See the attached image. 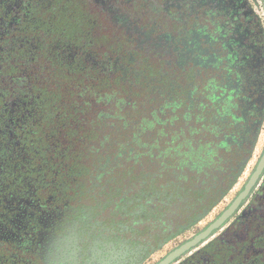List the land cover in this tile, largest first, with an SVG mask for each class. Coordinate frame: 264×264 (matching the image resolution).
Wrapping results in <instances>:
<instances>
[{
    "label": "flooded vegetation",
    "instance_id": "obj_1",
    "mask_svg": "<svg viewBox=\"0 0 264 264\" xmlns=\"http://www.w3.org/2000/svg\"><path fill=\"white\" fill-rule=\"evenodd\" d=\"M263 137L264 0H0V264H158L245 191ZM171 264H264V167Z\"/></svg>",
    "mask_w": 264,
    "mask_h": 264
},
{
    "label": "rangeland",
    "instance_id": "obj_2",
    "mask_svg": "<svg viewBox=\"0 0 264 264\" xmlns=\"http://www.w3.org/2000/svg\"><path fill=\"white\" fill-rule=\"evenodd\" d=\"M112 34V33H111ZM113 37L108 38L107 35L104 34V40L110 41ZM117 57V56H113ZM112 58L109 56V59ZM138 78L130 77V84L129 89L131 93V97L133 98H140L143 91V83ZM137 80V81H136ZM134 81V82H133ZM153 106L151 104H144L137 108V110L127 111L125 115H123V120L125 125H129L131 128L129 129L128 133L125 131V142H127V146H130V149L137 148L139 155H143L144 153L155 154L156 153V146L160 147V143L156 142V138L153 137V129H154V121L153 125L150 127L146 121H143L142 118H147L152 111ZM119 115H113L109 122V129L104 133L103 139H114L118 136V125L121 124L122 121L119 120ZM160 127L156 126L155 130ZM107 137V138H106ZM108 142V141H106ZM264 147V137L258 147V152L256 159H259L260 153L262 152ZM129 149H125V152H128ZM162 160V154H160ZM244 179V178H243ZM242 183V182H241ZM234 192L228 197V199H232ZM227 203V201H226Z\"/></svg>",
    "mask_w": 264,
    "mask_h": 264
},
{
    "label": "water",
    "instance_id": "obj_3",
    "mask_svg": "<svg viewBox=\"0 0 264 264\" xmlns=\"http://www.w3.org/2000/svg\"><path fill=\"white\" fill-rule=\"evenodd\" d=\"M264 167V156L259 164V167L256 171V173L253 175L251 181L249 182L248 186L246 187L245 191L235 200V202L230 206L229 209H227L224 214L218 219L216 223L212 225L211 228L197 236L195 239L192 241L182 245L179 249L175 250L171 254H169L164 260H162L158 264H171L175 259L180 257L183 253L191 249L192 247L196 246L198 242H200L202 239L206 238L208 234L214 229L219 227L227 218H229L233 212L237 209L238 205L240 204L241 200L245 198L251 187L254 185L256 180L259 178L260 174L262 173Z\"/></svg>",
    "mask_w": 264,
    "mask_h": 264
},
{
    "label": "trees",
    "instance_id": "obj_4",
    "mask_svg": "<svg viewBox=\"0 0 264 264\" xmlns=\"http://www.w3.org/2000/svg\"><path fill=\"white\" fill-rule=\"evenodd\" d=\"M55 86V85H54ZM56 86H58V84H56ZM114 87H116V85H114ZM101 89V88H100ZM71 92V95L70 94H67V99H69L67 102H65V105H64V109H65V111L67 112V114H68V116H69V118L72 120V121H79V116H80V114H81V112H79V108H80V106H82L81 107V110L83 111L84 110V105H83V103H82V99H80L79 98V96H78V94L76 95V93H75V91L73 90V91H69V93ZM60 94V93H59ZM61 95V94H60ZM79 110H78V109ZM64 111V110H63ZM64 111V112H65ZM89 127H91V126H89ZM148 162H149V160H148ZM132 164H133V161H132ZM132 167H133V165H132ZM133 170V169H132ZM188 193V192H187ZM182 195V194H181ZM200 195V194H199ZM199 195H197V196H199ZM183 196V195H182ZM189 196H191V195H189ZM202 198V197H201ZM159 210H162V208H160ZM168 209H165L164 211H163V213L165 214L166 213V211H167ZM161 213H162V211H161ZM238 244V243H237ZM233 247V245L231 244V245H226V248H232Z\"/></svg>",
    "mask_w": 264,
    "mask_h": 264
}]
</instances>
